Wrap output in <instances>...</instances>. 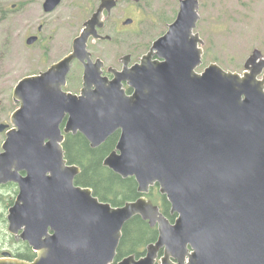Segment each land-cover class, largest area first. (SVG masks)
I'll return each instance as SVG.
<instances>
[{"label":"water","instance_id":"95a60500","mask_svg":"<svg viewBox=\"0 0 264 264\" xmlns=\"http://www.w3.org/2000/svg\"><path fill=\"white\" fill-rule=\"evenodd\" d=\"M59 2L48 0L46 10ZM115 6L104 1L86 23L61 63L66 74L75 59L91 61L90 37L110 39L96 28L104 27V8ZM199 9L200 0H180L168 31L141 62L129 67L125 57L111 86L98 79L102 63L87 67L80 96L43 98L33 92L41 78L21 81L19 128L0 155V185H19L8 232L37 256L30 262L5 252L0 264H115L124 227L136 216L157 227L158 239L144 257L117 264H264V55L255 50L242 74L215 63L199 73ZM117 132L104 165L135 178L141 196L114 207L76 185L82 169L68 162L63 144L80 133L95 149ZM155 185L171 204L173 223L147 197Z\"/></svg>","mask_w":264,"mask_h":264},{"label":"rangeland","instance_id":"374dc122","mask_svg":"<svg viewBox=\"0 0 264 264\" xmlns=\"http://www.w3.org/2000/svg\"><path fill=\"white\" fill-rule=\"evenodd\" d=\"M13 5L17 7L14 9ZM179 8L180 0H142L139 3L119 0L111 17L118 22V28L113 42L106 47L109 48L106 60L116 64L119 70L126 55L132 56V64L139 62L153 42L168 31ZM69 11L55 13L53 24L46 32L48 37H53L49 41L57 50L55 59L66 54L65 45L81 31L82 22L87 18L86 12L71 15ZM199 14L195 33L202 40L200 47L204 53L199 73L215 63L226 71L242 74L255 50L264 55V0H200ZM37 17L35 0H0V57L7 60L0 68V78L7 87H14L19 79L37 68L33 61L36 49L26 43ZM127 19L134 20L132 25H124ZM2 212H6V208L0 204ZM8 226V221H2L0 215V242L2 240V246L6 245L10 250L6 249V252L13 254L21 245L10 240Z\"/></svg>","mask_w":264,"mask_h":264},{"label":"flooded vegetation","instance_id":"af4514ba","mask_svg":"<svg viewBox=\"0 0 264 264\" xmlns=\"http://www.w3.org/2000/svg\"><path fill=\"white\" fill-rule=\"evenodd\" d=\"M47 1L48 0H35L38 17L36 18L33 33L29 37L35 38V41L32 45L27 44L29 47L36 49V56L33 57V61H35V66L37 68L32 74L19 79L16 85L12 88L7 87L6 82H3L2 78H0V155L5 153V145L8 139V133L19 128V121L18 119H15L14 116L22 107V100L17 95V90L22 80L27 77L41 78L39 79V82L33 87V92L35 95L40 94L43 96V98L48 94H57V96L60 97H63L65 94L80 96L82 90L84 89L85 72L88 66H92V64L99 65L102 63L100 71H98V79L101 80L107 78L110 82V86L111 82L117 78V72L122 71L124 67L123 64L122 69L119 70L116 64L112 65L106 60L107 50L109 49L106 47L113 42V36L118 28V22H115L111 17L113 12L119 6V0H112V3H116L115 7L110 9H108V7L104 8V27L96 28L97 34L100 37H110V39L90 37L88 41V51L90 53L91 61L86 60L85 62H82L79 59H75L70 65L67 66L69 69L68 74H66V66L61 65V63L65 59L69 58L71 54H73L75 40L82 34L86 23H88V21L93 18V15L103 5L104 1L107 0H60L59 5L51 12L46 10ZM64 5H68L66 9L65 7L63 8ZM13 6H15L13 7L14 9L17 7L16 5ZM66 10H70L69 12L71 15L78 12H86L87 18L82 22L81 31L78 32L77 35L71 39V41H69L70 44L65 45L64 49L66 54L59 59H55V53L57 50L51 45V41H49V39L53 40V37H48L46 32L48 31L49 26L53 24L52 16L59 11H63V13H65ZM127 56L130 57L129 67L141 62L142 59L141 58L139 62L132 64V56L126 55L125 57ZM4 61L7 60L0 57V68L2 67ZM50 71H53L51 77H46L45 75ZM126 89L128 90L130 88L126 86ZM41 103L42 102H35L36 106H39ZM40 108H42V110H47L44 104H41ZM68 119L69 118L67 115L61 123L60 128L62 131H64ZM45 143H47V141ZM20 175L22 177H26L27 172L21 171ZM19 191L20 187L15 182H8L7 184L0 185V204L6 208V212H2L0 215L7 221L9 210L15 205Z\"/></svg>","mask_w":264,"mask_h":264},{"label":"trees","instance_id":"16d2710c","mask_svg":"<svg viewBox=\"0 0 264 264\" xmlns=\"http://www.w3.org/2000/svg\"><path fill=\"white\" fill-rule=\"evenodd\" d=\"M131 91L128 89L129 93ZM119 138L120 132H117L103 145L95 149L80 133L67 135L64 143L65 156L68 162L82 169L81 174L75 179L76 185L91 188L94 195L102 202L110 203L114 207L123 206L126 202L134 201L141 196L135 178L124 179L104 165L105 158L116 148ZM158 188L159 185L152 187L147 197L159 206L161 212L173 223L176 216L171 213V204ZM1 220L5 221L6 219L1 216ZM158 235L157 227H152L148 221L143 220L140 216L134 217L124 227L115 264L131 255L137 258L144 257L147 247L157 241ZM10 240L21 245L16 253L10 252L13 257L30 262L35 259L36 253L27 243L17 240L11 234ZM2 245L3 241L1 240L0 257L7 249L6 245ZM161 256H163V251Z\"/></svg>","mask_w":264,"mask_h":264}]
</instances>
